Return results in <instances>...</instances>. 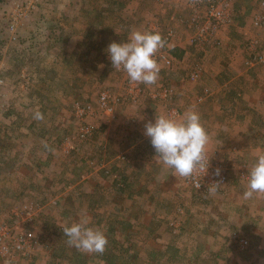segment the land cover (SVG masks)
Listing matches in <instances>:
<instances>
[{
	"label": "rangeland",
	"instance_id": "374dc122",
	"mask_svg": "<svg viewBox=\"0 0 264 264\" xmlns=\"http://www.w3.org/2000/svg\"><path fill=\"white\" fill-rule=\"evenodd\" d=\"M134 30L166 41L157 82L136 99L121 96L134 84L106 51ZM0 77V217L38 235L0 264H264V194L243 196L264 153V0H0ZM190 107L209 171L226 176L215 193L158 162L145 135L156 115ZM82 216L107 237L103 254L67 243L61 228Z\"/></svg>",
	"mask_w": 264,
	"mask_h": 264
},
{
	"label": "clouds",
	"instance_id": "9594fccd",
	"mask_svg": "<svg viewBox=\"0 0 264 264\" xmlns=\"http://www.w3.org/2000/svg\"><path fill=\"white\" fill-rule=\"evenodd\" d=\"M165 43L159 32L134 30L126 42L112 41L106 51L113 69L126 72L130 83L152 85L157 82L160 72L155 56ZM36 118H42L41 114L36 113ZM145 135L150 138L158 162L174 169L175 174L189 178L197 171L207 173L210 159L206 157L205 149L209 137L194 108L190 107L179 118L156 115L154 122L145 124ZM214 174L219 176L220 169L217 168ZM247 175L244 198L250 199L254 193L264 194V153L258 155ZM220 184L218 181L209 184L212 187L208 191L215 193ZM200 186L197 184L198 188ZM89 224V219L82 216L78 222L61 229L70 246L86 253L103 254L107 237Z\"/></svg>",
	"mask_w": 264,
	"mask_h": 264
},
{
	"label": "built area",
	"instance_id": "2783aa9c",
	"mask_svg": "<svg viewBox=\"0 0 264 264\" xmlns=\"http://www.w3.org/2000/svg\"><path fill=\"white\" fill-rule=\"evenodd\" d=\"M210 12L211 14L213 13L219 14V17H222L221 11H219L213 4L210 8ZM192 18L193 20H196L199 18L196 11L193 13ZM205 30L206 28L202 27V32H204ZM167 38L168 37H166V39ZM201 40H202V37L200 35L194 38V41H196L197 43H199ZM162 49L163 48H161L159 51H164ZM158 53L159 52H157L156 55H158ZM160 54L167 63L171 62V58L168 57L167 54H164L161 52ZM201 74L202 72L200 71L199 68H193L190 71L189 75L191 79L196 80L201 76ZM2 82H3V79L2 77H0V85L2 84ZM170 91H171L170 89H165L164 92L165 94H168ZM140 92H141V89L138 85H131L127 89V92L125 93V95H121V96L123 98L130 97L132 99H136L137 97H139ZM111 96L112 95L110 94V91H103L101 92L100 97H99L100 106L102 108H105L106 112H109L112 109V106L109 104L110 100H112ZM113 97L117 98L116 96H113ZM171 97H172V93H171ZM86 108H90V105H87ZM168 113L170 116L175 117L176 115H178V110L175 108H171L168 111ZM211 170L214 171L212 168ZM214 173L209 171V168L206 174L202 171H197L193 174L192 177L188 178V181L195 187H197V184L201 185L199 188H203L206 186H212V185H209L210 183L208 179L215 180L220 183H223L225 181L226 176L223 173L220 172L219 176H216ZM31 207L32 206L26 205V207H22V210H27L26 208H29L31 210ZM26 214H30V213H26ZM171 224H173L177 228L179 227V221H172ZM37 243H38V235L34 231L30 229H22L19 231H15L12 228L11 224L5 218L0 217V258L8 259L9 261L17 260V257H18L17 253H19L20 255L26 256L32 251L33 247Z\"/></svg>",
	"mask_w": 264,
	"mask_h": 264
},
{
	"label": "crops",
	"instance_id": "0c3cea01",
	"mask_svg": "<svg viewBox=\"0 0 264 264\" xmlns=\"http://www.w3.org/2000/svg\"><path fill=\"white\" fill-rule=\"evenodd\" d=\"M193 10L191 11V14L189 13L188 15H184V18L185 19H187V18H189V16L191 15V17L193 16ZM178 17H180V14H178ZM225 95H228L227 93H222V94H219V95H214V98L217 100V99H219L220 100V103L221 102H224V101H226V100H228V99H225L224 98V96ZM209 97L211 96V97H213V95H208ZM235 100H236V102H237V98H235ZM218 106L217 105H215V107H214V109L215 108H217ZM211 112L212 111H210V110H208V111H206L205 113H209V114H211ZM222 112V111H221ZM210 116H208V118H209ZM227 117V115H224V116H222V118H226ZM202 120H204V121H207L206 120V117H202L201 118ZM244 130V129H243ZM242 130V131H243ZM242 134H244L243 132H241ZM241 135V134H240ZM244 138H246V137H244V135H243V137L242 138H239V139H237L238 140V142H240V144L241 145H249L248 143H249V140L250 139H248V138H246L247 140H245ZM134 140H135V142H134ZM134 140H130V141H127L126 142V144L125 145H128V146H136V145H142V143L144 142V141H142V143H137V140L136 139H134ZM139 142V141H138ZM100 144H102V148H104L105 147V145H103V143L102 142H100ZM140 149V150H139ZM128 150V149H127ZM143 151H145L144 149H142V147L141 146H139V147H134V149H133V153H132V155H133V160H134V158H139V156H140V154L143 152ZM148 155H153L152 153H148ZM132 170H133V168H131ZM136 170V169H135ZM246 223L247 224H251L252 223V221H251V219H249V220H247L246 221Z\"/></svg>",
	"mask_w": 264,
	"mask_h": 264
},
{
	"label": "trees",
	"instance_id": "16d2710c",
	"mask_svg": "<svg viewBox=\"0 0 264 264\" xmlns=\"http://www.w3.org/2000/svg\"><path fill=\"white\" fill-rule=\"evenodd\" d=\"M107 260H108L107 264H115V261H114L115 259L113 257L107 258Z\"/></svg>",
	"mask_w": 264,
	"mask_h": 264
}]
</instances>
